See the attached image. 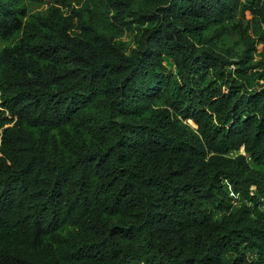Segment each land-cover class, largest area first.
<instances>
[{
	"label": "trees",
	"instance_id": "trees-1",
	"mask_svg": "<svg viewBox=\"0 0 264 264\" xmlns=\"http://www.w3.org/2000/svg\"><path fill=\"white\" fill-rule=\"evenodd\" d=\"M34 1L0 0V264H264V0Z\"/></svg>",
	"mask_w": 264,
	"mask_h": 264
},
{
	"label": "rangeland",
	"instance_id": "rangeland-1",
	"mask_svg": "<svg viewBox=\"0 0 264 264\" xmlns=\"http://www.w3.org/2000/svg\"><path fill=\"white\" fill-rule=\"evenodd\" d=\"M26 7L28 13H33V12H45L48 4L47 3H41L37 2L34 0H25ZM250 16L246 15L245 19H249ZM15 38V37H14ZM14 38L2 40L0 39V49L3 48L4 46L10 44ZM222 40L226 43V45H231L233 48H235L238 52H241V47L237 45L236 41H238V36L236 34H231L229 36L223 37ZM262 49V45L258 46V52H260ZM259 59V55H255L253 59V63ZM241 153H243V150L241 149Z\"/></svg>",
	"mask_w": 264,
	"mask_h": 264
}]
</instances>
